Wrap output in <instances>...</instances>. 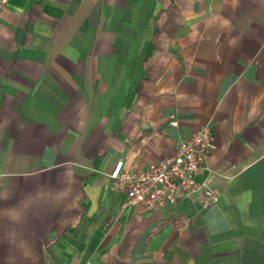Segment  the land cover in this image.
Masks as SVG:
<instances>
[{
    "label": "crops",
    "instance_id": "1",
    "mask_svg": "<svg viewBox=\"0 0 264 264\" xmlns=\"http://www.w3.org/2000/svg\"><path fill=\"white\" fill-rule=\"evenodd\" d=\"M204 127L217 204H126ZM0 264H264V0L0 4Z\"/></svg>",
    "mask_w": 264,
    "mask_h": 264
},
{
    "label": "built area",
    "instance_id": "2",
    "mask_svg": "<svg viewBox=\"0 0 264 264\" xmlns=\"http://www.w3.org/2000/svg\"><path fill=\"white\" fill-rule=\"evenodd\" d=\"M4 2L0 0V4ZM212 148V134L204 127L181 139L169 156L133 171L125 170L124 162L119 160L107 177L115 190L125 193L128 205L156 211L189 199L206 209L220 199L218 188L211 186L207 179H198L206 169Z\"/></svg>",
    "mask_w": 264,
    "mask_h": 264
}]
</instances>
